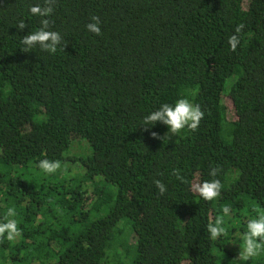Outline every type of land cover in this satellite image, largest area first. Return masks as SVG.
<instances>
[{"label":"trees","instance_id":"16d2710c","mask_svg":"<svg viewBox=\"0 0 264 264\" xmlns=\"http://www.w3.org/2000/svg\"><path fill=\"white\" fill-rule=\"evenodd\" d=\"M37 4L0 0V222L14 208L22 230L0 240V264H264V253L238 258L264 210V0H55L45 17L62 37L55 54L23 52L22 37L41 27ZM94 15L99 36L86 28ZM180 98L205 113L196 131L169 142L142 131L146 115ZM74 140L83 152H71ZM43 159L61 168L45 174ZM212 179L216 200L191 190ZM221 216L227 235L212 239ZM129 238L134 256L110 261Z\"/></svg>","mask_w":264,"mask_h":264},{"label":"clouds","instance_id":"9594fccd","mask_svg":"<svg viewBox=\"0 0 264 264\" xmlns=\"http://www.w3.org/2000/svg\"><path fill=\"white\" fill-rule=\"evenodd\" d=\"M55 0H44V6L39 4L30 7V13L34 16L41 17V27L35 32H30L24 35L21 40V44L24 45L23 52H29L35 47H39L41 50L55 54L58 50V46L62 45V37L57 31L48 30L52 21L46 19L53 11V5ZM90 23L86 25L88 31L95 35H101L100 18L98 16H92ZM28 27L24 20H20L17 24L18 30H23ZM245 25L239 24L235 28V34L229 37V45L232 51L237 49L240 43L239 34L242 32ZM66 44H63V50ZM205 113L201 110L199 104H193L186 98H180L175 102V105L168 103L162 104L157 110L151 112L143 118L141 124L142 131H147L150 137L162 141H170L173 135H178L184 129L196 131L199 127L201 120L204 118ZM157 122L166 125L168 132L163 136L155 131H151L152 126ZM39 169L45 174H53L61 168V162L59 160L43 159L39 161ZM219 171V166L212 168L209 175L215 177ZM173 175L182 183H187L186 179L180 175L179 169L173 170ZM156 188L160 195H163L167 188L160 180L154 181ZM221 182L218 179L205 180L203 182H193L191 184V190L197 193L205 201L216 200L221 195ZM257 216L251 218L247 222V231L242 235V245H240V252L238 258L241 262L249 261L251 258L257 257L264 253V210L256 209ZM230 212L229 207L223 208V213L228 215ZM15 209L8 208L5 220L6 222H0V240L7 239L9 242H14L18 237L22 235V230L18 227V223L15 219H8V217L15 216ZM208 232L212 239H217L222 235H227V229L224 227V218L217 217L214 223H209Z\"/></svg>","mask_w":264,"mask_h":264},{"label":"rangeland","instance_id":"374dc122","mask_svg":"<svg viewBox=\"0 0 264 264\" xmlns=\"http://www.w3.org/2000/svg\"><path fill=\"white\" fill-rule=\"evenodd\" d=\"M230 82H231V79L230 78H228L227 80H226V83H225V88H227L228 86H229V84H230ZM229 117H232V114L231 113H229ZM70 147V146H69ZM83 150V148L81 149L80 147H79V143H77L75 140H74V145H73V147H72V149H71V152H73V151H75V152H83L82 151ZM78 154V153H77ZM79 155V154H78ZM62 165V164H61ZM66 166L68 167V169L69 170H71V171H73V172H75V171H79V172H81L82 171V168H81V166L79 165V163L78 162H72V161H66ZM63 173L65 174V176L67 177L69 174L68 173H65L64 171H63ZM59 177V176H58ZM50 179V178H49ZM109 185H111V184H109ZM113 190V189H112ZM115 190H116V188H115ZM114 190V191H115ZM106 212V208H104V209H102L98 214H96L95 216H99V215H102V214H104ZM121 224H118V227L120 226ZM120 228V227H119ZM129 231V230H128ZM128 231L126 230V229H124V230H122V232H123V236H124V238H126L127 237V234H128ZM127 242V245H126V247H125V249H119V255H122L123 254V252H125V255L124 256H122V257H120V259L119 260H117V258H115L114 256H113V252L111 253V256H113L112 257V260H110V261H112V262H117V261H119V262H127L128 261V259L130 260L133 256H134V253L136 252V249H135V251H134V249L133 248H131L130 249V247H131V243H132V241L130 240V238L128 239V241H126ZM228 247L230 246V245H227ZM237 247V246H236ZM239 250H240V248H239ZM109 251V250H108ZM107 251V252H108ZM110 258V257H109ZM119 258V257H118ZM111 262V263H112Z\"/></svg>","mask_w":264,"mask_h":264}]
</instances>
